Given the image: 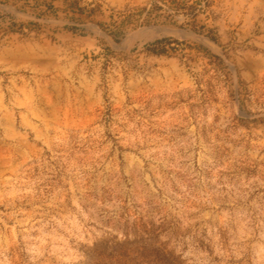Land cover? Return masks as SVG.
Returning a JSON list of instances; mask_svg holds the SVG:
<instances>
[{"label": "rangeland", "instance_id": "374dc122", "mask_svg": "<svg viewBox=\"0 0 264 264\" xmlns=\"http://www.w3.org/2000/svg\"><path fill=\"white\" fill-rule=\"evenodd\" d=\"M0 264H264V0H0Z\"/></svg>", "mask_w": 264, "mask_h": 264}, {"label": "water", "instance_id": "95a60500", "mask_svg": "<svg viewBox=\"0 0 264 264\" xmlns=\"http://www.w3.org/2000/svg\"><path fill=\"white\" fill-rule=\"evenodd\" d=\"M147 30L153 32L155 35L163 34L166 32H175V33H179V34H185V31L167 29V28H161V27H150Z\"/></svg>", "mask_w": 264, "mask_h": 264}, {"label": "trees", "instance_id": "16d2710c", "mask_svg": "<svg viewBox=\"0 0 264 264\" xmlns=\"http://www.w3.org/2000/svg\"><path fill=\"white\" fill-rule=\"evenodd\" d=\"M163 43H166V41L160 40V41H156L155 43H153L151 46L152 48H155Z\"/></svg>", "mask_w": 264, "mask_h": 264}]
</instances>
